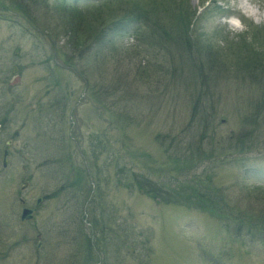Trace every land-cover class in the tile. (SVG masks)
I'll return each mask as SVG.
<instances>
[{"label": "rangeland", "instance_id": "rangeland-1", "mask_svg": "<svg viewBox=\"0 0 264 264\" xmlns=\"http://www.w3.org/2000/svg\"><path fill=\"white\" fill-rule=\"evenodd\" d=\"M14 1L0 0V264H264V236L235 237L207 214L151 199L133 182L140 174L169 190L194 179L239 213L259 211L264 124L241 127V114L262 86L241 84L233 68L216 73L207 90L217 109L208 104L192 119L194 82L174 55L153 60L141 39L109 25L82 56L72 14L38 0L27 20ZM124 2L113 1L111 10L124 12ZM185 2L196 15L194 40L204 35L227 62L249 47L263 49L264 34L256 33L264 28V0ZM203 133L206 153L186 170L176 146L196 145ZM19 198L37 208L31 221H20Z\"/></svg>", "mask_w": 264, "mask_h": 264}, {"label": "trees", "instance_id": "trees-1", "mask_svg": "<svg viewBox=\"0 0 264 264\" xmlns=\"http://www.w3.org/2000/svg\"><path fill=\"white\" fill-rule=\"evenodd\" d=\"M113 1L115 0H88V4L83 9H77L69 5L66 0H53V8L57 9L61 15L72 14L71 35L76 41L81 55L82 53L86 54L89 41L98 36L99 30L109 25L113 26L114 32L119 35L129 34L141 39L153 51V60L157 57V53L174 55L171 56L173 64L187 72L186 81L194 82L193 86H190L193 91L192 119L198 118L200 113L208 107V104L217 109L216 104H211L213 94L210 88L207 90L208 81L212 75L233 68L235 79H238L240 83L247 79L253 80V82L257 81L263 90V93L253 97L248 107L242 112L241 127L257 129L264 124V47L262 50L249 47L246 50L247 55H238L232 62H227L226 56L222 57L221 52L212 51V46L205 43L207 38H204V35L202 36L203 39L194 40L195 38L191 33L196 23V15L195 12L193 13L188 9L185 0L183 2H181L182 0H125L123 4L127 7L124 12L111 10ZM42 2L45 6L48 5V2ZM12 5L15 11L20 12L27 19L32 14L33 7L39 5V1L17 0ZM45 9L48 11V7ZM130 24L132 26L135 24L132 32H128ZM261 33L264 34V28L257 30V39ZM252 36L253 40L256 39L254 35ZM194 50L198 54L196 59L193 58L194 55L192 54ZM239 52H241V48H239ZM213 109V107L210 108V114H213ZM211 123L214 129V122ZM208 126L210 128L209 123ZM203 141L204 133L201 134L199 143L196 145L189 144L184 150H180L176 146L175 152H182L181 158L177 159L176 163L183 162L181 167L189 163L186 170H191L195 165V159L199 160L201 155L206 153L201 145ZM249 145L252 147L250 143ZM192 148L197 149L196 154L192 152ZM177 157L169 156V160L173 161ZM78 181L79 177L74 178L71 183L66 184V187H73L78 184ZM133 182L138 190H143L144 194L151 199L165 201L167 204L183 208H194L207 214L218 221L225 232L235 237L240 235L242 237H254L256 234L264 236V209H262L264 205H261L259 211L251 210L247 213H239L237 208L227 203L224 196H219L214 189L203 186L194 179L190 182L179 183L177 187L169 190L140 174L134 175ZM60 192L59 189L50 197H56ZM46 198L48 199V196Z\"/></svg>", "mask_w": 264, "mask_h": 264}, {"label": "water", "instance_id": "water-1", "mask_svg": "<svg viewBox=\"0 0 264 264\" xmlns=\"http://www.w3.org/2000/svg\"><path fill=\"white\" fill-rule=\"evenodd\" d=\"M7 144L9 145V144H11V142L8 141ZM8 155H9V152L7 150H5L4 156H3V160H2V166L3 167H6L7 166V158H8ZM27 186H28V183H24L23 186H22V188L24 189ZM19 202L22 205L25 203V201L22 198L19 199ZM40 202H41V199L39 198L37 200V202H36V205L38 206ZM35 212H36V209L23 208L22 211H21L20 220L21 221H25V220L32 219L33 218V214ZM40 244H41V242L39 241L38 244H37V248L40 247Z\"/></svg>", "mask_w": 264, "mask_h": 264}, {"label": "flooded vegetation", "instance_id": "flooded-vegetation-1", "mask_svg": "<svg viewBox=\"0 0 264 264\" xmlns=\"http://www.w3.org/2000/svg\"><path fill=\"white\" fill-rule=\"evenodd\" d=\"M5 150V149H4Z\"/></svg>", "mask_w": 264, "mask_h": 264}]
</instances>
